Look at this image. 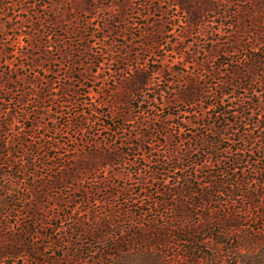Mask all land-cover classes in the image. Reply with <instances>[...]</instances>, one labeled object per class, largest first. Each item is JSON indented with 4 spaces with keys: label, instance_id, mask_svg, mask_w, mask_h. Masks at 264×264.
<instances>
[{
    "label": "rangeland",
    "instance_id": "1",
    "mask_svg": "<svg viewBox=\"0 0 264 264\" xmlns=\"http://www.w3.org/2000/svg\"><path fill=\"white\" fill-rule=\"evenodd\" d=\"M234 180L262 228L264 0H0V264L116 263Z\"/></svg>",
    "mask_w": 264,
    "mask_h": 264
},
{
    "label": "trees",
    "instance_id": "2",
    "mask_svg": "<svg viewBox=\"0 0 264 264\" xmlns=\"http://www.w3.org/2000/svg\"><path fill=\"white\" fill-rule=\"evenodd\" d=\"M182 178L186 181L182 186L190 187L193 184L187 174ZM232 183L230 187L235 184V180ZM240 183L242 180L228 193L229 198L232 197L230 204H239L236 208L238 210L218 216L216 226H208L206 223L200 226L181 220H178L179 223L162 224L150 245L146 244L136 255H132L129 250H120L121 256H118L117 262L108 264H264V224L261 228L243 222L244 217L259 205L246 202L244 197L248 194L240 190ZM190 190L194 191L192 188ZM209 194L210 192L202 193V197ZM262 220L264 222V218ZM171 235L183 237L181 241L185 243L183 246L187 250L186 255L180 257L174 250L169 254V251L162 249L168 245V236ZM8 251L6 255L15 256L20 250ZM106 256L113 257L111 254Z\"/></svg>",
    "mask_w": 264,
    "mask_h": 264
}]
</instances>
